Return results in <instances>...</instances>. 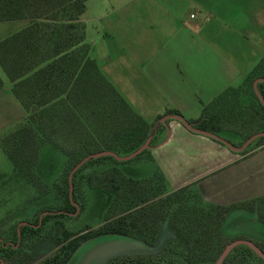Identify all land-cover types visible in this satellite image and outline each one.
Masks as SVG:
<instances>
[{
    "label": "trees",
    "instance_id": "obj_1",
    "mask_svg": "<svg viewBox=\"0 0 264 264\" xmlns=\"http://www.w3.org/2000/svg\"><path fill=\"white\" fill-rule=\"evenodd\" d=\"M87 1L0 0V22L28 21L25 29L0 41V67L13 96L27 114L24 123L0 137V149L12 165L14 178L33 186L41 183L40 191L59 201V206L48 212L61 213L46 215L44 222L75 214L72 203L82 211L85 187L105 190L113 197L100 227H87L77 237L64 230L62 239L55 240V253L37 264H63L79 242L90 237L137 236L150 251L158 246L163 224L169 227L172 238L166 239L157 255L124 256L109 264H215L227 245L221 237L222 223L231 210L246 205L207 204L192 185L168 192L158 171L140 180L124 176L119 166L142 156L150 159L149 148L128 161L112 156L93 158L105 152L116 157L133 154L150 141L152 127L131 109L91 59L81 21ZM39 6L47 8V13H22L26 7ZM258 79L264 80V59L241 87L226 89L204 107L197 121L189 124L227 140L233 147L262 133L264 106L254 91ZM257 91L264 101V81L257 83ZM166 115L180 116L175 111ZM158 127L165 131L164 124ZM156 131L157 135L162 133ZM262 141L264 137L253 143ZM47 144L64 157L61 175L51 186L43 184L35 174L39 151ZM92 169L101 172L97 175ZM194 199L195 204L190 201ZM262 202L264 198L251 203L255 209ZM26 230L22 227L21 234ZM64 242L67 243L63 245ZM235 251H240L241 264H246L249 254L264 264L243 245L233 248L222 264Z\"/></svg>",
    "mask_w": 264,
    "mask_h": 264
},
{
    "label": "rangeland",
    "instance_id": "obj_2",
    "mask_svg": "<svg viewBox=\"0 0 264 264\" xmlns=\"http://www.w3.org/2000/svg\"><path fill=\"white\" fill-rule=\"evenodd\" d=\"M262 10L264 0H89L81 20L91 59L149 126L157 122L166 126L165 131L158 124L155 128L162 131L161 140L169 136L168 125L175 121L167 119L165 124L164 119L158 121L159 117L175 111L187 122L197 121L204 107L217 97L202 87L203 58L217 55L229 58V46L234 47L233 51H251V45L264 40ZM245 20L247 24L243 23ZM238 25L246 29L250 44L245 45L246 48L239 47L238 39L241 41V38L232 30ZM10 26L0 24V41L13 33ZM254 49L264 58L262 48ZM0 80L3 83L0 90L1 137L24 123L27 114L13 96L11 84L1 67ZM147 80L154 84L156 94L150 91ZM242 82L238 80L231 87L238 88ZM177 137L159 148H154L156 142L151 140L149 157L157 165L142 156L120 165L119 169L124 176L136 180L149 178L158 171L164 176L168 192H173L179 182L201 178L204 167L196 165L210 156L209 149L187 137ZM253 142L240 156L264 147V141L261 145ZM63 165V155L47 144L39 151L35 174L43 184L51 186L60 177ZM92 171L99 175L101 169ZM13 174L10 161L0 149V247L17 242L13 250H0V264H37L55 253V240L62 239L64 230L79 234L87 227L94 230L104 223L112 195L105 190L85 187L81 197L82 211L67 218L43 221L34 234L25 232L22 235L20 226L23 223L39 224L40 216L55 210L59 201L52 194L44 195L40 191L41 183L33 186L14 178ZM255 200L239 204L246 206L228 213L220 231L225 244L248 241L264 250V202L254 209L251 202ZM190 201L196 203L195 199ZM167 238H172V234L166 224L159 232L158 246L150 251L139 243L137 236L90 237L80 241L63 264H109L112 259L124 256H155L162 251ZM239 256L240 251H235L226 264H241ZM248 256L246 264H262L253 255Z\"/></svg>",
    "mask_w": 264,
    "mask_h": 264
},
{
    "label": "crops",
    "instance_id": "obj_3",
    "mask_svg": "<svg viewBox=\"0 0 264 264\" xmlns=\"http://www.w3.org/2000/svg\"><path fill=\"white\" fill-rule=\"evenodd\" d=\"M24 9L25 10L22 13L26 14L47 13V8L40 6L38 8L26 7ZM260 13L261 16L264 17V10H262ZM240 21H242V19H240ZM262 21L264 22V18H262ZM243 23L247 24V20H245ZM0 24L11 25L10 29L14 30L13 33H10L5 37L7 38L25 29L28 26V21H6L0 22ZM241 29L243 32H241ZM243 29L244 28L242 27V25H238L236 29L233 28L232 30L236 32L241 38V41L238 39L240 43L239 47L246 48L245 45L250 46V44L247 40L248 38L246 36V29ZM218 46L219 45H217V47ZM256 47L262 48V50H264V40H261V42L255 46L251 45V51L243 50L242 52L237 51L236 49L233 51L232 48L234 47L231 48L229 46L227 50V55L231 54L229 58H223L218 55L215 58H203L200 69V81L202 83L203 89L208 93L211 92V94H216L215 96H219L226 89L233 88L231 87L233 83L237 82L238 80L244 81L245 78L250 74L248 72H250L252 68L254 69L257 66L256 64L264 59L261 58V54H258L256 49H254ZM147 85H149L152 94H156L154 84L150 80H147ZM158 99V104H160V98ZM168 116L171 115H165L164 117H161L160 120L164 119L166 124L167 119L165 118H167ZM180 117L183 118L182 116ZM173 121L175 122H171L168 125L170 131L169 136L161 140V134L157 135V131L155 130L157 124L159 125V123L161 122H157L152 127L150 141L153 139L154 142H156L154 148L169 145L173 141V139L178 136L177 138L187 137L200 144H203L207 149H209L208 152L210 154L209 157H204L202 160L197 162L198 165L196 166L204 167L205 171L202 177H198L199 179H196L193 182L187 180L179 182L178 185H176L175 189H173V191L184 186L192 185L194 189L199 193L203 202L221 207H230L242 203H247L255 199L264 198V147L259 148L258 150L252 152L247 156H240L237 152L229 150L224 145L218 144L206 136L200 135V137L205 138L192 136L191 134L195 133L187 130L180 122L176 120ZM150 149L151 146L149 147V153ZM152 162L154 165H157L154 160Z\"/></svg>",
    "mask_w": 264,
    "mask_h": 264
},
{
    "label": "water",
    "instance_id": "obj_4",
    "mask_svg": "<svg viewBox=\"0 0 264 264\" xmlns=\"http://www.w3.org/2000/svg\"><path fill=\"white\" fill-rule=\"evenodd\" d=\"M260 81H264V80H257L254 83V91H255V94L258 97L259 101L264 106V101H263L261 95L258 93L257 88H256L257 83L260 82ZM165 119L176 120V121L180 122L190 132L195 133V134H199V135H202V136H206V137H208V138H210L212 140H215V141L223 144L229 150H231L233 152H237V153L243 152L256 139H258L260 137H264V132L258 133V134H255V135L251 136L250 138H248L240 147H233L227 140H225V139H223V138H221L219 136H216L214 134H211L209 132L202 131L200 129L195 128L193 125L187 123L183 118H181L178 115H171V116H168ZM148 143L149 142L147 141L146 144L144 146H142L139 150H137L133 154H131L129 156H126V157L119 158V157H116L112 153L105 152V153H101V154L95 155V156H93V158H98V157H102V156H112V157H114L118 161H128V160H131L132 158L136 157L137 155H139L143 150L148 149L149 148ZM77 168L78 167H76L75 170ZM240 245L247 246L259 258H261L264 261V253L258 247H256L254 244H252V243H250L248 241H235V242H232L231 244H229V245H227L225 247V249L220 254V256H219V258H218V260H217V262L215 264H222L224 262L225 258L227 257V255L230 253V251L233 248H235L236 246H240Z\"/></svg>",
    "mask_w": 264,
    "mask_h": 264
},
{
    "label": "flooded vegetation",
    "instance_id": "obj_5",
    "mask_svg": "<svg viewBox=\"0 0 264 264\" xmlns=\"http://www.w3.org/2000/svg\"><path fill=\"white\" fill-rule=\"evenodd\" d=\"M73 204V206L76 208V212H75V214H67V216H70V215H76V214H78V212H79V210L81 211V209L79 208V206L77 205V204H74V203H72ZM59 213H61V212H46L45 214H44V216H40L41 217V219H40V222H39V224H36V225H32V224H30V225H26V224H22L21 226H20V228H22V227H26V228H28V230H26L25 232H30V233H32V234H34L36 231H37V229H38V227L40 226V223L42 222L43 223V218L46 216V215H48V214H50V215H55V214H59ZM78 236V234L75 236V237H77ZM75 237H73V238H75ZM19 238H20V236H19ZM18 238V239H19ZM72 238V239H73ZM71 240V239H70ZM18 242H19V240H18ZM68 242V241H67ZM67 242H64L63 243V245H65ZM16 244H17V242H16ZM16 244H15V242H9V244H8V246L6 245V244H3V246H1L0 247V250H3V251H5L6 249H14L15 248V246H16Z\"/></svg>",
    "mask_w": 264,
    "mask_h": 264
}]
</instances>
